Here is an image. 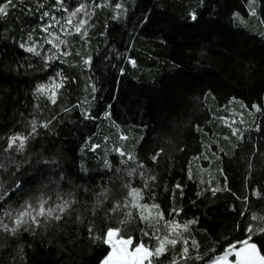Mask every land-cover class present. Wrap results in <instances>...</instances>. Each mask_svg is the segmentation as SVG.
Segmentation results:
<instances>
[{
    "label": "trees",
    "instance_id": "obj_1",
    "mask_svg": "<svg viewBox=\"0 0 264 264\" xmlns=\"http://www.w3.org/2000/svg\"><path fill=\"white\" fill-rule=\"evenodd\" d=\"M14 2L0 15V194L22 187L0 208L41 192L71 193L75 203L66 223L35 237H0V264H12L21 243L24 264H99L108 246L89 240L87 221L102 233L128 212V233L153 249L154 236L144 235L153 226L136 207L109 211L125 202L126 185L143 189L139 201L159 205L165 219L177 209L176 219L197 221L186 232V264H205L244 240L252 215H264V0H63L90 6L86 35L67 36L69 54L48 62L22 42L42 33L57 0ZM56 74L63 80L53 103L36 87ZM231 101L262 109L238 134L220 120ZM33 120L37 133L25 149L5 151ZM120 152L136 160L125 163ZM255 242L264 248V235ZM182 248L178 242L152 264H170Z\"/></svg>",
    "mask_w": 264,
    "mask_h": 264
},
{
    "label": "snow or ice",
    "instance_id": "obj_2",
    "mask_svg": "<svg viewBox=\"0 0 264 264\" xmlns=\"http://www.w3.org/2000/svg\"><path fill=\"white\" fill-rule=\"evenodd\" d=\"M62 4L63 0H59ZM253 5H255V0H252ZM99 6V5H97ZM16 3L14 0H5V3L0 4V15H7L9 8H15ZM88 5L81 3L73 11L69 13L66 23L72 25V17L77 16L80 13H84L85 16L88 15L87 12ZM115 8L120 9L122 5L117 3ZM67 11V9H65ZM252 15H256L255 7L252 9ZM238 15V14H234ZM191 18L195 20V12L191 13ZM87 23L86 19H80L75 24V31L80 32L81 35H86V32H81L82 27ZM48 29L45 28V31ZM63 41L55 44L54 46L59 49L60 44ZM29 52H35L34 47H29L27 49ZM63 55H68V52H63ZM39 55V53H37ZM86 64L91 63V58L89 57L85 60ZM135 63L134 61L132 62ZM59 75V74H58ZM59 87V85H57ZM47 86L40 85L37 88V92H46ZM95 91V89H93ZM55 93L49 97L53 103ZM256 111H261L259 105H253ZM42 127H48V123L41 125ZM30 131L27 134L16 133L13 134L7 142V149H15V151L22 152L25 149L27 141L37 133V123L35 120L31 122ZM98 147V146H97ZM163 150L160 149L155 152L152 156L153 161L159 160L162 155ZM121 156H126L128 160H136V157L131 154L120 152ZM0 167H3L0 164ZM142 168L143 165H140ZM136 169L133 168L128 172L131 176ZM55 175V174H54ZM143 175V173H141ZM66 177L60 175L56 177V182L65 180ZM150 180L155 181V176H150ZM149 185L147 182L143 185V188H147ZM22 185H16L12 190H5L0 194V202L6 201L11 198L14 191H18ZM129 188L125 202H116L110 212H117L121 208L137 207L141 209H148L149 207L157 209V215L155 220L159 223L161 220L164 221V227L167 229V234L163 237L156 235L155 233L144 232L145 236H155L158 241V245L154 249L146 247L142 241L137 240L133 235L129 234L127 231V225L130 222L132 213H126V217L117 223V226L107 227L102 233L97 232V225L93 220L87 221V234L89 240L95 244L97 242L103 243L108 246V251L99 261V264H152L153 259H158L168 252L169 247L174 248L177 243H182L184 246L178 256H173L170 260V264H180L181 261L186 262L192 259L189 255V240L185 238L184 233L189 231L192 224L197 223L195 219L181 221L176 219L180 215V210L172 209L171 215L172 219H165L164 213L159 211V205H147L137 203V199H143L141 192L143 189L131 187ZM179 187V185H177ZM217 190H213L215 194ZM257 196L260 192L255 193ZM99 199V197H98ZM75 203L74 198L71 193H64L62 191H56L52 194L46 192H41L38 196H33L31 199H26L19 203L15 208H0V237L11 238L13 240H20L25 233L35 237L37 235L38 229L47 230L49 227H56L61 224V222L66 223L68 215L73 210V205ZM140 219L142 222L149 221L150 217L141 212ZM251 220L255 223H250L245 228L246 238L241 241H236L235 243H230L224 250L222 255H217L214 257H209L205 264H264V248L258 246L255 242V238L264 235V215L257 216L252 215ZM76 221L79 224L84 225L85 219L77 215ZM159 229H157V232ZM30 246V245H29ZM193 247H198L195 241H192ZM16 255L12 258V264H24L25 253L24 245L21 243L18 245ZM229 257H233L229 260ZM196 260H204V257L197 254Z\"/></svg>",
    "mask_w": 264,
    "mask_h": 264
},
{
    "label": "rangeland",
    "instance_id": "obj_3",
    "mask_svg": "<svg viewBox=\"0 0 264 264\" xmlns=\"http://www.w3.org/2000/svg\"><path fill=\"white\" fill-rule=\"evenodd\" d=\"M76 7H70L64 3L61 4L59 0H57V3L53 6V8H49L46 10L47 20L41 25L42 33L29 32L24 42H22L23 47L25 49H28L29 47H34L36 51L32 53L34 54L39 53V56L44 60V62L53 60L54 58H56V56H58V54L63 55L62 53L65 51L68 52L69 48L66 37L74 33H78L75 31L76 22L80 19H86L87 21L91 11L90 6H88L87 8L88 15L85 16L84 13H80L77 16L72 17V25L69 26L66 23V21L68 19L69 13L73 11ZM65 9H67V11H65ZM45 28H47L48 30L45 31ZM60 41H63V43H61L59 49H57L54 45L59 43ZM62 80H63L62 76L60 74L59 75L56 74L54 76L47 78L46 80L40 81L37 84L36 93L39 95H43L47 99L52 101L49 97H51L53 93H55L56 96L58 89L62 85ZM40 85L47 86L46 92L43 93L37 92V88ZM57 85H59V87H57ZM242 106L243 105L237 101H231L224 108V112L220 117L222 123L226 125L228 128H230V130L233 133L238 134L239 130L246 125L247 116L248 115L253 116V113L255 112L254 108L253 111L251 110L250 112H246L244 111V108ZM137 203L147 204L149 206L153 205L149 203H142L141 201H139V199H137ZM137 209L140 212V215L141 212L143 211L144 215L150 217L148 222L153 226L152 227L153 233L159 235L160 237H163L164 235L167 234V229L164 227V221L161 220L159 223H157L155 220V217L157 215V209L151 207H149L148 209H141V208H137ZM157 229H159L158 232ZM184 236L185 238L190 237V235L187 233H184ZM154 239L156 240L155 243V247H156L158 245V241L155 238V236ZM232 259L233 257H229V260Z\"/></svg>",
    "mask_w": 264,
    "mask_h": 264
}]
</instances>
